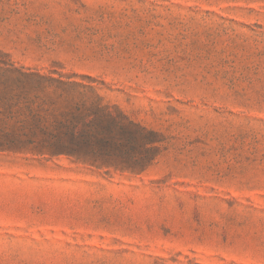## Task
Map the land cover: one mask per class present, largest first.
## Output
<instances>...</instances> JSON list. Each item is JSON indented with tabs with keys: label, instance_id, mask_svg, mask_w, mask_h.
Wrapping results in <instances>:
<instances>
[{
	"label": "rangeland",
	"instance_id": "obj_1",
	"mask_svg": "<svg viewBox=\"0 0 264 264\" xmlns=\"http://www.w3.org/2000/svg\"><path fill=\"white\" fill-rule=\"evenodd\" d=\"M0 264H264V0H0Z\"/></svg>",
	"mask_w": 264,
	"mask_h": 264
}]
</instances>
